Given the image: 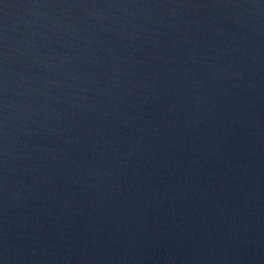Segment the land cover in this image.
Masks as SVG:
<instances>
[{
  "label": "water",
  "instance_id": "obj_1",
  "mask_svg": "<svg viewBox=\"0 0 264 264\" xmlns=\"http://www.w3.org/2000/svg\"><path fill=\"white\" fill-rule=\"evenodd\" d=\"M0 264H264V0H0Z\"/></svg>",
  "mask_w": 264,
  "mask_h": 264
}]
</instances>
